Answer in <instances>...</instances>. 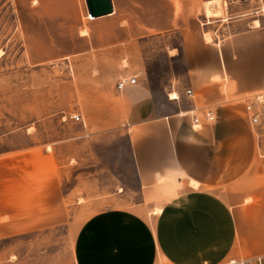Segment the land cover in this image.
Here are the masks:
<instances>
[{
    "label": "crops",
    "instance_id": "obj_1",
    "mask_svg": "<svg viewBox=\"0 0 264 264\" xmlns=\"http://www.w3.org/2000/svg\"><path fill=\"white\" fill-rule=\"evenodd\" d=\"M40 2L25 6L26 44L52 46L38 59L72 62L90 78L89 97L73 96L82 135L126 152L148 211L90 216L74 238L76 264H264V156L245 102L264 95V26L208 41L205 0H112L93 18L86 0ZM163 41L169 80L157 90L162 50L149 45ZM130 76L138 82L118 89ZM69 139L57 132L0 153V243L64 222L58 155Z\"/></svg>",
    "mask_w": 264,
    "mask_h": 264
},
{
    "label": "rangeland",
    "instance_id": "obj_2",
    "mask_svg": "<svg viewBox=\"0 0 264 264\" xmlns=\"http://www.w3.org/2000/svg\"><path fill=\"white\" fill-rule=\"evenodd\" d=\"M36 3L41 2L0 0V153L24 152L26 144L39 145L57 132L70 138L59 144L58 155L66 217L53 228L2 241L0 264H76L74 238L90 216L109 208L144 212L147 207L140 204L138 182L126 152L93 146L82 135L83 119L71 118L73 113L81 115L73 96L82 91L89 97L90 78L75 76L72 62L38 59L52 46L26 44L25 6ZM203 9L199 15L205 21L208 41L264 26V0H205ZM29 32L35 40L40 30L30 28ZM170 40L179 46V34ZM153 48L162 50L163 63L152 64L154 87L162 90L169 80L166 46L164 41L156 42L149 45V50ZM44 117L58 121L43 124ZM256 133L258 153L264 156V116ZM252 264L260 261L253 259Z\"/></svg>",
    "mask_w": 264,
    "mask_h": 264
},
{
    "label": "built area",
    "instance_id": "obj_3",
    "mask_svg": "<svg viewBox=\"0 0 264 264\" xmlns=\"http://www.w3.org/2000/svg\"><path fill=\"white\" fill-rule=\"evenodd\" d=\"M138 82L137 76H130L127 78H122L117 83V88L122 90L129 84H136ZM187 94H192L191 89L186 90ZM246 109L250 114L251 122L254 126H257L261 123L262 117L264 116V95H257L253 98L245 99ZM71 118L75 121H82V116L78 113H73ZM207 120L213 121L215 119V115L212 112H208L206 116ZM195 123H198V118H194ZM253 259H243L241 261L231 260L230 262L224 264H252ZM163 264V263H157Z\"/></svg>",
    "mask_w": 264,
    "mask_h": 264
},
{
    "label": "water",
    "instance_id": "obj_4",
    "mask_svg": "<svg viewBox=\"0 0 264 264\" xmlns=\"http://www.w3.org/2000/svg\"><path fill=\"white\" fill-rule=\"evenodd\" d=\"M89 14L93 17L108 14L113 11L112 0H86Z\"/></svg>",
    "mask_w": 264,
    "mask_h": 264
},
{
    "label": "bare ground",
    "instance_id": "obj_5",
    "mask_svg": "<svg viewBox=\"0 0 264 264\" xmlns=\"http://www.w3.org/2000/svg\"><path fill=\"white\" fill-rule=\"evenodd\" d=\"M89 15H90V14H89ZM90 17H92V18H93V16H91V15H90Z\"/></svg>",
    "mask_w": 264,
    "mask_h": 264
}]
</instances>
